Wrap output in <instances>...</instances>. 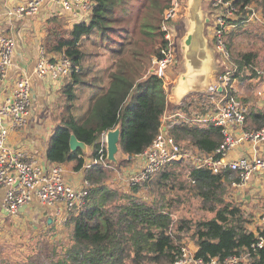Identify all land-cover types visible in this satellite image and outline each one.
<instances>
[{"label":"trees","instance_id":"obj_1","mask_svg":"<svg viewBox=\"0 0 264 264\" xmlns=\"http://www.w3.org/2000/svg\"><path fill=\"white\" fill-rule=\"evenodd\" d=\"M170 1L91 0L87 19L75 21L69 27L56 16L46 21L40 45L42 52L52 57L62 54L73 67L62 87L60 109L55 114L57 124L46 149L49 163L73 162L74 170L82 168L83 151H71L69 147L72 134L78 141L92 146V158L98 156L99 135L116 127L120 128L119 148L124 156L133 157L151 144L161 126L167 95L163 81L154 75L146 76L148 69L143 66H146L145 61L150 63L154 57H160V46L164 43L160 22ZM252 1L234 0L238 13H243ZM82 38H97V44L112 53L106 83L98 75H92V80L86 78L85 53L80 46ZM125 56L129 59H124ZM257 57L256 52H241L238 63L252 67ZM76 86L88 87L94 94L83 113L76 103ZM248 118L255 129L264 126V112L251 109ZM171 134L176 141L185 140L186 146H194L204 153L214 151L222 140L220 129L212 124L199 127L181 123L173 127ZM171 173L163 172L161 178H169ZM229 175L228 171L211 174L207 168L189 170L196 195L204 202L221 204L218 209L209 205L207 208L214 216L194 224L195 254L204 260L217 258L218 263L223 264L230 256L249 252V264H264V249L250 247L256 235L245 228L242 211L222 199ZM104 177L100 170L94 175L90 168L86 171L85 179L92 186L85 204L69 217V244L61 246L60 253L53 248L49 264H172L180 244L176 243L179 236L170 233V214L131 197L119 207ZM132 189L136 191L137 186ZM186 226L188 224L182 222L179 229Z\"/></svg>","mask_w":264,"mask_h":264},{"label":"built area","instance_id":"obj_2","mask_svg":"<svg viewBox=\"0 0 264 264\" xmlns=\"http://www.w3.org/2000/svg\"><path fill=\"white\" fill-rule=\"evenodd\" d=\"M46 0H27L8 11L10 15L31 16L38 12ZM67 12H74L78 8L84 12H91V0H57ZM207 4L211 19L210 36L213 47L220 58H228L226 37L235 21L238 7L234 0H203ZM180 3L171 0L164 9L160 22V31L164 43L160 46V57L152 59L148 75H154L163 81V87L169 84L168 73L175 62L176 28L175 21L180 14ZM90 15V14H89ZM15 41L12 36L0 33V87L7 78L13 65ZM42 52V49H41ZM222 59V60H223ZM224 61V60H223ZM72 64L64 55L54 57L42 56L33 67V74L38 78L48 77L54 81L68 78L72 72ZM229 72L218 76L215 86L206 93H196L197 96L207 95L205 112L199 121L203 124H212L220 129L222 140L210 153L184 148L168 132L176 124L175 121L161 124L158 134L151 144L141 153L134 155L137 163L133 172L124 171V177L131 186H142L175 162H189L191 168H207L211 174L223 172L235 173L236 177L231 184L237 190L246 189L254 175H264V155L239 157L228 159L227 155L242 141L254 143L264 142V126L258 129L246 128L249 115L248 107L233 93L228 92ZM13 86L7 92L0 91V189H4V207L8 214L17 215L22 207L33 201L42 206L51 208L56 222L66 223L71 215H75L85 204L88 189L91 184L85 179L81 187L70 185L64 177L61 164L50 163L42 165L34 156L22 149H13L8 143L10 132L18 131L27 123L32 105V88L30 76L17 75ZM221 87V91L218 89ZM258 99L264 101V80L256 89ZM193 122L196 119H192ZM106 133L102 132L98 138V156L93 159L95 164L84 167V173L98 163H105ZM52 220V219H51ZM256 241L251 249H264V234H255ZM180 245L179 252L172 264H219L217 258L204 260L196 256V245ZM250 253L244 252L240 256H230L223 264H242L250 261ZM249 264V262H248Z\"/></svg>","mask_w":264,"mask_h":264},{"label":"rangeland","instance_id":"obj_3","mask_svg":"<svg viewBox=\"0 0 264 264\" xmlns=\"http://www.w3.org/2000/svg\"><path fill=\"white\" fill-rule=\"evenodd\" d=\"M178 1L182 12L186 0ZM204 5L206 6L207 4L204 2ZM263 9L264 0H253L243 13L236 14V20L231 21L232 27L226 37L228 58H222L224 66L218 72L220 75L229 72L228 92L233 93L234 96L242 100L250 111L257 107L264 108V101L258 99L255 94L256 89L264 80ZM92 39L82 38L80 42V46L85 53L86 62L84 68L87 73L86 78L90 79L92 75H98L106 83L108 81L106 78L107 70L111 69L110 66L112 67L113 55L106 48L97 44V38ZM179 46H175V61H178ZM241 52H256L258 55L256 63L252 67L241 66L238 63V55ZM216 55L220 58L218 53ZM124 59L129 58L125 56ZM145 62L146 66L143 67L148 69L146 72L147 76L152 62ZM100 69L104 70L100 71ZM95 71L98 72L96 73ZM234 74H237V76L233 77ZM214 82H217V78ZM166 89L168 91V87ZM75 92L78 95L76 101L78 110L83 113L89 107L94 94L90 88L82 86H76ZM207 98H209L207 95L197 96L192 94L181 105L185 107L184 104L186 105L192 101L199 102V100H206ZM248 117L246 127L255 129L254 124L250 122ZM180 144L185 148L184 142H180ZM116 157L118 161L115 163L105 162L101 164L106 168L103 173L105 175L104 183L109 186V190L113 193L112 198H116L117 205L120 207L131 197L134 201L152 207L156 206L161 210L167 211L171 217L170 233L179 236V241H176V243L180 245L183 243L191 244L190 246L192 247L195 244L193 235L194 224L197 221L214 216V212L209 211L207 208L209 205H214L218 209L221 204L215 201L204 202L196 195L193 181L189 179L191 163L183 161L180 165H168L149 182L142 186H137V190L134 191L132 186L127 183L122 171L123 166L129 167L132 163L128 164L122 159L124 155L121 154L120 150ZM105 161L108 160L106 159ZM163 172L172 173L169 178L164 179L161 178ZM235 177V173H230L224 186L225 192L222 195V199L240 208L244 226L247 230L253 231L258 235L260 233L264 234V190L258 188V191L251 192V194L247 188L239 191L231 184ZM39 211L40 207H34L32 212L8 216L3 220L4 222L0 223V264H33L31 263L32 261L49 264L51 250L56 248L57 252L60 253L62 252L61 246L69 244L71 238V225L69 222L63 224L56 222L53 215H50L48 218L52 220L48 224L46 215H40ZM182 222L188 224V227L179 229V225ZM248 262L249 259L242 264H248ZM148 264L153 263L150 262Z\"/></svg>","mask_w":264,"mask_h":264},{"label":"crops","instance_id":"obj_4","mask_svg":"<svg viewBox=\"0 0 264 264\" xmlns=\"http://www.w3.org/2000/svg\"><path fill=\"white\" fill-rule=\"evenodd\" d=\"M26 1L0 0V33L12 36L15 41L13 65L8 72L6 80L0 87V91L7 92L10 90L17 75L30 76L32 105L27 123L18 131L9 133L7 145L13 149L19 148L26 151L45 166L50 164L46 160V149L57 124L55 114L60 109L62 87L68 80V78H65L57 82L48 77L38 78L32 72L35 63L42 56L40 45L45 36L46 21L56 16L60 19L62 18L65 21V26L69 27L75 21L87 19L90 13L78 8L73 9L74 12H67L57 0H46L34 15L19 16L8 14V11ZM191 3L192 0H186L184 10L180 11L175 21L176 45L177 47L180 45L178 48V61H175L168 73V91H166L167 89L165 90L167 105L160 118L161 124L175 121L178 123L176 125L190 122L199 127L206 126V124L201 123L202 121H199L200 116L205 112V107L201 104L206 103V100H201L203 102L200 100L199 102L192 101L186 105L184 104L185 107H182L181 104L184 103L188 96L196 94V92L192 91L214 82L218 78V72L224 66V61L216 55V51L214 52L215 49L210 36L211 19L209 11H206L207 5L205 6L202 0L197 10L191 11ZM207 17L210 21H207ZM187 36H190L188 44L185 42ZM85 62L84 60V64ZM183 98L184 100L181 102ZM180 106L181 108H179ZM254 109L264 112L262 107ZM192 119H196L199 122H193L191 121ZM172 129H169L168 132L171 133ZM180 142L187 144L185 140H180L178 143ZM185 147L190 150H196V147L191 145ZM91 150L92 147L90 146L82 150L84 153V165L80 170L73 169V162L61 164L65 171L64 177L66 181L73 187H81L85 176L84 167L88 164H95L93 162L94 158L90 157ZM253 155H264V142L242 141L235 149L229 152L227 157L228 159H237L242 156L250 157ZM122 159H130L128 164L132 163L129 167L123 166V172L125 170L127 172L135 171L137 163L134 157L124 156ZM105 169L100 164L90 167L93 175L97 174L98 170L104 173ZM258 188L264 190V175H254L247 187L250 194L258 191ZM4 194V189H0V223L4 222L3 220L8 216H16L8 214L5 210ZM34 207H40V215L45 214L47 218L52 215L53 210L51 208L42 206L36 200L25 206V210L19 214L32 212Z\"/></svg>","mask_w":264,"mask_h":264},{"label":"water","instance_id":"obj_5","mask_svg":"<svg viewBox=\"0 0 264 264\" xmlns=\"http://www.w3.org/2000/svg\"><path fill=\"white\" fill-rule=\"evenodd\" d=\"M202 0H192L191 3V11H196L198 9V7H200L199 5H201ZM206 11H208L206 9ZM207 21H210V19L207 17ZM186 44H188L190 42V36H187L186 39ZM215 52V50H214ZM215 86V82L210 83L207 86H204L203 89H198L192 92H196V93H206L209 91L210 88H213ZM219 91H221V87L218 89ZM191 93V92H189ZM185 98V97H184ZM184 98L181 100V102L184 100ZM120 146V128L116 127L112 130L107 131L106 133V152H107V160L109 162H117L118 158L116 157V154L118 153V151L120 150L119 148ZM69 147L71 151H75L77 149H81V150H85L87 147H89L88 145L80 142L77 140V138L72 134L70 135L69 138ZM92 147V146H90ZM131 157V156H129ZM25 210V207H22L19 211L23 212ZM47 223H51V218H48Z\"/></svg>","mask_w":264,"mask_h":264},{"label":"bare ground","instance_id":"obj_6","mask_svg":"<svg viewBox=\"0 0 264 264\" xmlns=\"http://www.w3.org/2000/svg\"><path fill=\"white\" fill-rule=\"evenodd\" d=\"M54 56H55V54H54ZM204 88V87H203ZM203 88H200V89H203Z\"/></svg>","mask_w":264,"mask_h":264}]
</instances>
